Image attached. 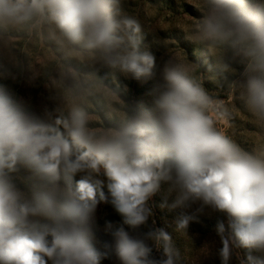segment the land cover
<instances>
[{"label":"clouds","instance_id":"1","mask_svg":"<svg viewBox=\"0 0 264 264\" xmlns=\"http://www.w3.org/2000/svg\"><path fill=\"white\" fill-rule=\"evenodd\" d=\"M188 3L201 15L189 16L186 39L205 46L207 78L226 84L232 99L206 90L200 64L178 49L149 109L127 103L117 82V74H157L125 0H0V56L39 65L59 102L41 118L0 86V264H101L113 252L122 264H178L160 228L132 237L109 223L114 245L96 246L98 203L139 228L162 183L175 193L171 208L200 202L227 215L216 224L222 264L233 247L247 250V264H264V0ZM37 48L48 58L38 60ZM235 63L243 71L229 80ZM241 112L256 133L251 148L227 131ZM21 171L27 192L14 182ZM193 219L182 213L176 231L186 234ZM153 247L166 258L153 259Z\"/></svg>","mask_w":264,"mask_h":264},{"label":"rangeland","instance_id":"2","mask_svg":"<svg viewBox=\"0 0 264 264\" xmlns=\"http://www.w3.org/2000/svg\"><path fill=\"white\" fill-rule=\"evenodd\" d=\"M124 6L127 12L136 16L142 24L144 35L142 50L155 56L157 73L155 78L141 80L117 74L122 97L127 103L134 107L140 105L149 109L153 107L155 84L160 78L164 65L170 59L172 50L178 49L182 50L191 61L200 64L201 73L205 76L203 86L206 90L219 95L224 100L232 99L226 95V84L222 86L207 78L210 75L209 67L212 60L206 56L205 46L186 39L184 31L191 22L189 16L199 18L201 15L188 3V0H125ZM33 51L38 60L48 58L46 51L39 48ZM96 67L98 74L101 77H107L108 82H111L110 70L99 65ZM233 67L236 73L229 74V80L238 78L239 73L243 71V66L238 63L233 64ZM0 86L6 88L18 101L22 102L28 111L41 118L46 111H54L59 105L57 93L39 65L33 69L27 59L15 65L0 56ZM227 131L245 148H251L256 140L254 126L249 122L247 114L243 112ZM27 175L26 172L21 171L14 177L17 187L25 192L31 187ZM169 187L168 183L161 184L160 191L150 201L153 215L145 225L135 229L124 223V218L110 202L98 203L95 210L96 246L102 250L105 243L114 245V238L106 231V225L109 223L113 228L122 227L132 237L160 228L171 236L173 246L179 251L178 264H222L219 255L222 242L217 234L216 224L218 221H224L227 224V215L211 207L202 206L200 202H195L185 209L171 208L175 193H170ZM103 191L107 195L106 186ZM162 204L166 206L161 207ZM201 207L203 210L198 211ZM182 213L195 217L189 222L184 235L176 231L175 223ZM247 255L246 249L233 247L228 264H242V262L247 264ZM252 255L259 254L253 252ZM151 256L157 261L166 258L162 251L155 247ZM101 264H122V262L113 252L102 259Z\"/></svg>","mask_w":264,"mask_h":264}]
</instances>
